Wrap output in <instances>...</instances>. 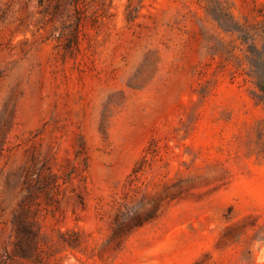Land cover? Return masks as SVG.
Listing matches in <instances>:
<instances>
[{
  "label": "rangeland",
  "instance_id": "obj_1",
  "mask_svg": "<svg viewBox=\"0 0 264 264\" xmlns=\"http://www.w3.org/2000/svg\"><path fill=\"white\" fill-rule=\"evenodd\" d=\"M263 86L264 0H0V264H264Z\"/></svg>",
  "mask_w": 264,
  "mask_h": 264
},
{
  "label": "trees",
  "instance_id": "obj_2",
  "mask_svg": "<svg viewBox=\"0 0 264 264\" xmlns=\"http://www.w3.org/2000/svg\"><path fill=\"white\" fill-rule=\"evenodd\" d=\"M262 85V84H261ZM260 86V85H259ZM263 88H264V86H263Z\"/></svg>",
  "mask_w": 264,
  "mask_h": 264
},
{
  "label": "bare ground",
  "instance_id": "obj_3",
  "mask_svg": "<svg viewBox=\"0 0 264 264\" xmlns=\"http://www.w3.org/2000/svg\"><path fill=\"white\" fill-rule=\"evenodd\" d=\"M69 257V256H68ZM71 260V259H70ZM71 262V261H70Z\"/></svg>",
  "mask_w": 264,
  "mask_h": 264
}]
</instances>
